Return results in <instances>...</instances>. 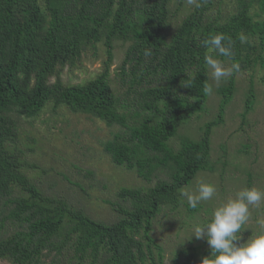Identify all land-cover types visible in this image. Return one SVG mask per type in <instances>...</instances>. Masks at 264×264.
<instances>
[{
    "label": "trees",
    "instance_id": "1",
    "mask_svg": "<svg viewBox=\"0 0 264 264\" xmlns=\"http://www.w3.org/2000/svg\"><path fill=\"white\" fill-rule=\"evenodd\" d=\"M198 2L201 6L172 30L173 0H0V232L8 222L16 227L0 238L1 260L164 264L165 250L152 234L154 222L165 207H179L181 190L199 173L215 172L211 135L235 91L237 73L218 89V118L205 125L201 138L184 137L178 149L171 146L182 125L208 102L205 55L238 63L239 72L264 69V0ZM216 34L226 37L231 58L202 46ZM119 41L128 45L116 74L122 96L111 79ZM101 47L106 60L95 79L78 85L61 80L64 69L77 67ZM255 100L251 89L243 117ZM50 105L119 124L125 133L104 144L112 162L146 182L157 174L167 179L147 189H121L118 197L128 205L111 204L120 216L115 223L95 220L64 198L45 194L24 171L19 122L42 115ZM133 107L134 122L128 124L120 110ZM191 250L176 253L173 264H202L211 255L210 248Z\"/></svg>",
    "mask_w": 264,
    "mask_h": 264
},
{
    "label": "rangeland",
    "instance_id": "2",
    "mask_svg": "<svg viewBox=\"0 0 264 264\" xmlns=\"http://www.w3.org/2000/svg\"><path fill=\"white\" fill-rule=\"evenodd\" d=\"M193 8L186 4V0H173L172 10L176 16L172 19L171 29L174 30ZM127 46L121 41L115 43L111 79L118 94L120 84L116 74ZM105 60L104 47L99 48L97 53L90 51L77 67L64 69L61 80L67 85L93 80L102 72ZM220 61L226 67L232 65L229 61ZM55 80L52 79L53 82ZM210 80L212 92L204 111L182 125L178 136L171 140V146L175 149L180 147L184 137L193 140L201 138L205 125L218 118L222 99L218 89L228 83V78L219 83ZM251 89L256 94L255 106L243 117ZM136 110L133 107L121 109L120 112L127 115L128 124H132L134 119L131 114ZM19 126V148L23 150L24 171L31 181L45 194L64 198L95 220L106 223L119 220L120 216L111 204L128 205L118 197L121 189H147L159 179H167V176L157 174L151 182H146L135 171L112 162L104 151V144L116 134L125 133L119 124L110 126L95 116L73 112L67 107L54 110L50 105L36 118L21 119ZM211 147L215 172L199 173L196 180L183 191L195 192L200 182L211 183L216 187L213 198L201 202L197 211L191 212V207L181 196L177 209L165 207L154 222L152 234L165 250L164 264H173L175 254L183 249L192 252L191 248H197L201 253L210 248L206 239H185H190L194 223L203 225L210 222L215 208L229 197L250 187L264 191V69L261 67L235 74V91L225 108L222 123L213 128ZM261 220H264V204L252 209L250 219L244 226L247 229L241 233L243 239L238 243L246 242L252 233L264 231L258 223ZM15 230L16 227L8 222L0 232V238H7ZM46 262L50 263V260ZM0 264L12 263L0 259ZM60 264L75 263L62 260Z\"/></svg>",
    "mask_w": 264,
    "mask_h": 264
},
{
    "label": "clouds",
    "instance_id": "3",
    "mask_svg": "<svg viewBox=\"0 0 264 264\" xmlns=\"http://www.w3.org/2000/svg\"><path fill=\"white\" fill-rule=\"evenodd\" d=\"M190 7L199 8L198 0H186ZM224 34H216L202 41V46L209 53L231 58L233 52L231 46H226ZM241 42H245L243 36ZM151 53L146 51L145 55ZM205 64L209 70L210 78L219 83L240 71L238 63L226 67L223 62L213 55H205ZM204 91L211 94L212 88L206 87ZM216 194V187L211 183L200 182L195 192L181 190V196L187 204L196 209L201 202L209 201ZM264 204V191L256 187L245 188L238 191L234 197H229L212 212V219L206 224L194 223L192 235L197 240L206 239L211 255L202 260V264H264V231L253 234L246 242L238 243L243 239L241 233L247 228L252 209ZM261 229H264V220L258 221ZM184 241V242H185Z\"/></svg>",
    "mask_w": 264,
    "mask_h": 264
}]
</instances>
